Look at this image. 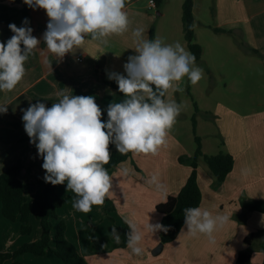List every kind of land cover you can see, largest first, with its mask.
Segmentation results:
<instances>
[{
	"label": "crops",
	"instance_id": "0c3cea01",
	"mask_svg": "<svg viewBox=\"0 0 264 264\" xmlns=\"http://www.w3.org/2000/svg\"><path fill=\"white\" fill-rule=\"evenodd\" d=\"M149 0H125V10L129 16V28L121 34L109 36L108 43L86 37L81 48L55 58L47 51L43 41V33L50 19L43 8L29 9V23L33 35L40 40L29 58L25 61V75L11 91H0V102L10 101L8 111L0 113V173L9 165L20 160L18 177L24 183V194L27 197H40L43 194L42 157L38 156L34 143H30L24 122L22 109L40 100L51 106L58 102L61 94L93 95L101 107V119H107L106 108L111 102L122 101L125 96L118 88L104 83L109 72L125 74L123 67L130 54H134V37L132 29L143 27L144 37L150 39V29L154 25V16L146 8ZM0 4L8 7L12 14L9 22L0 23V41L10 38L13 32L8 28L10 22L21 26L23 17L18 11L22 0H0ZM1 10V9H0ZM217 17L221 28L232 29L242 37V44L258 51L264 65V0H217ZM156 35H152L155 39ZM187 47L186 41L182 42ZM23 47V46H22ZM45 56L52 60L51 68L44 62ZM81 57L79 59L78 57ZM179 86L181 80L174 82ZM178 90L169 89L168 95L173 99ZM176 101V100H175ZM177 102V101H176ZM220 112L216 120L227 151L234 158L233 167L224 181L216 187L214 178L202 166H197V180L201 189L199 206L209 209L214 215L226 213L231 219L214 233L215 240L204 235L190 234L183 225L178 235L171 241L160 245V230L151 234L147 227L150 223L160 222L161 213L156 205L166 200L169 195L176 194L186 182L192 167L180 162L181 155H190L189 149L177 135L169 130L167 142L155 154L131 153V156L108 170L112 177L111 190L107 194L109 200L101 205H92L88 212L78 211L73 207L76 194L67 189L66 182L57 185V192L62 198L58 216L66 223V235L73 241L79 252L89 264H237L236 258L240 250L245 249V237L253 233L251 243L257 241L260 251L251 253L249 264H263L260 250L264 237V212H247L239 200L264 199V116L253 114L251 122L244 123L243 116L232 111L223 104L217 106ZM260 113V112H259ZM128 169L127 175L123 170ZM152 174H156L164 185L158 190L155 185L147 183ZM112 209H107L108 206ZM37 204L33 202L30 211L32 231L20 233L19 219L10 220L1 213L0 202V249L12 250L25 241H33L40 236L41 228L35 217ZM246 214L245 220L239 218ZM33 216L38 222L35 224ZM4 217V218H3ZM113 217L114 220H111ZM127 219L141 226L146 233L141 242L142 255L132 254L126 246L104 250L101 239H114L111 231L118 230ZM10 220V222H9ZM94 222L95 227L90 239L98 252L92 250L86 242L87 234L82 231L86 224ZM183 229V231H181ZM50 246L54 247L53 232ZM52 251L37 256L23 253L19 259L30 264L58 263L59 259L47 256ZM34 255V256H31ZM55 255V254H54Z\"/></svg>",
	"mask_w": 264,
	"mask_h": 264
},
{
	"label": "clouds",
	"instance_id": "9594fccd",
	"mask_svg": "<svg viewBox=\"0 0 264 264\" xmlns=\"http://www.w3.org/2000/svg\"><path fill=\"white\" fill-rule=\"evenodd\" d=\"M151 2V0H150ZM35 9L46 10L50 18L43 33L47 51L55 58L81 48L86 37L108 43L112 34H121L129 28L125 0H23ZM10 38L0 41V91H11L25 75V61L40 44L34 36L29 19L23 18L21 26L10 22ZM143 27L132 29L135 43L123 67L126 75L109 72L125 98L107 105V119L93 95L61 94L58 102L46 106L40 100L22 109L24 128L42 157L45 182H66L76 197L73 207L88 212L92 205L103 204L111 190L112 177L104 167L110 158L109 144L125 154L128 152L155 154L167 142L169 130L174 125L182 107L169 95V89L178 90L174 82L185 76L196 84L203 70L195 65V55L179 41L171 44L162 39H147ZM23 46V47H22ZM44 62L51 68L52 60ZM10 101L0 102V113L8 111ZM128 169L123 170L127 175ZM147 183L163 191L164 185L156 174ZM166 202V201H165ZM184 225L190 234H204L215 240L214 233L230 219L226 213L213 214L200 206L186 207ZM127 247L132 254L142 255L141 242L146 233L131 219L125 221ZM150 233L168 231L169 226L157 221L147 224ZM117 243L120 235L113 226ZM183 231V229L181 230Z\"/></svg>",
	"mask_w": 264,
	"mask_h": 264
},
{
	"label": "rangeland",
	"instance_id": "374dc122",
	"mask_svg": "<svg viewBox=\"0 0 264 264\" xmlns=\"http://www.w3.org/2000/svg\"><path fill=\"white\" fill-rule=\"evenodd\" d=\"M183 1L163 0L159 6L146 8L154 16L153 34L156 38H161L163 43L179 41L182 44L185 41L182 25ZM216 10L217 0H193L194 41L202 46L201 57L195 61V65L203 70V74L196 84L190 83L187 76L182 78L178 92L173 96L182 110L171 129L188 147L191 153L189 156L197 148L195 135L200 139V148L204 154L227 151L216 120L220 114L217 110L219 104L243 116L245 124H250L251 117L256 112L264 116L263 59L258 51L242 44V37L238 33L230 28L220 27ZM217 27L222 30H216ZM185 48L189 51L188 47ZM199 163L214 178L202 156L198 159V165ZM241 218H247L245 213L239 219ZM32 220L34 224L38 222L34 216ZM3 227L0 225V228ZM256 243L254 241L250 246L246 244L254 255L260 254ZM47 256L56 255L50 253L41 258L47 260Z\"/></svg>",
	"mask_w": 264,
	"mask_h": 264
},
{
	"label": "trees",
	"instance_id": "16d2710c",
	"mask_svg": "<svg viewBox=\"0 0 264 264\" xmlns=\"http://www.w3.org/2000/svg\"><path fill=\"white\" fill-rule=\"evenodd\" d=\"M23 1V0H22ZM163 0H155L156 6H159ZM0 23L9 22L12 14L8 12V7L0 4ZM30 7L22 4L18 10L22 17L29 19ZM194 15H193V0H184L182 3V25L185 34V41L189 51L195 55V61L199 60L202 54V46L194 41ZM216 30H222L215 28ZM13 35V34H12ZM153 35V29H150V39ZM11 36V35H10ZM3 36L0 35V38ZM104 83L111 87L118 88V84L114 79L102 80ZM193 120V132H195V118ZM197 141V148L191 156L181 155L180 162L189 164L192 169L186 179L184 185L179 189L176 194L169 195L166 202H160L156 205V210L161 213L160 223L169 226L168 231L160 230V240L163 243L173 240L179 233L184 225V212L186 207L199 206L201 201V189L197 180V166L198 159L202 156L207 163L210 171L214 175V186L222 183L233 167V155L230 152L220 150L216 154H204L200 148V139L195 135ZM111 158L104 167L109 170L117 166L120 162L126 160L131 156V151L125 154L119 153L113 144H109ZM21 162L17 160L15 163L7 166L0 173V202L1 213L4 217L20 221V233L28 234L32 231L30 223V211L33 202L37 204V211L35 217L38 219L41 233L40 236L33 241H25L18 247L12 250L0 249V264H30L20 260L18 257L23 253H32L37 256L44 255L47 251L51 250L59 262L56 264H89L87 259L79 252L76 244L71 241L66 235V223L58 216V209L62 204V198L57 192V185L51 182H45L43 179V194L38 197H27L24 194V183L18 177ZM46 171V170H45ZM109 198L106 196L105 201ZM240 205L247 212L259 211L264 212V199H248L239 200ZM113 206H108L107 209H112ZM246 216V214H245ZM241 218L240 220H243ZM111 220H114L111 217ZM95 223L86 224L82 231L87 234L86 242L89 247L98 252L94 246L90 236L93 233ZM129 231L128 225H124L118 230L120 241L117 243L116 239H109L103 237L101 239L102 247L104 250L124 247L126 246L127 236ZM53 232L54 247L50 246L51 237ZM253 233L245 237V242L250 246ZM246 247L238 252L236 263L249 264L251 259V252ZM260 250L263 254L264 264V237L261 241Z\"/></svg>",
	"mask_w": 264,
	"mask_h": 264
},
{
	"label": "built area",
	"instance_id": "2783aa9c",
	"mask_svg": "<svg viewBox=\"0 0 264 264\" xmlns=\"http://www.w3.org/2000/svg\"><path fill=\"white\" fill-rule=\"evenodd\" d=\"M148 3H149V6H150V7H156L155 0H151V2H150V0H149V2H148ZM78 58H79V59H81V57H80V56H79Z\"/></svg>",
	"mask_w": 264,
	"mask_h": 264
},
{
	"label": "water",
	"instance_id": "95a60500",
	"mask_svg": "<svg viewBox=\"0 0 264 264\" xmlns=\"http://www.w3.org/2000/svg\"><path fill=\"white\" fill-rule=\"evenodd\" d=\"M162 245V242L160 243V245L159 246H161Z\"/></svg>",
	"mask_w": 264,
	"mask_h": 264
}]
</instances>
